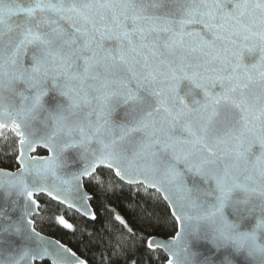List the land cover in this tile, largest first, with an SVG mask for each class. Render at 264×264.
I'll return each instance as SVG.
<instances>
[{
    "label": "snow or ice",
    "instance_id": "1",
    "mask_svg": "<svg viewBox=\"0 0 264 264\" xmlns=\"http://www.w3.org/2000/svg\"><path fill=\"white\" fill-rule=\"evenodd\" d=\"M126 188L147 198L122 214ZM37 195L103 207L91 257L37 231ZM138 249L264 264V0H0V264Z\"/></svg>",
    "mask_w": 264,
    "mask_h": 264
},
{
    "label": "trees",
    "instance_id": "2",
    "mask_svg": "<svg viewBox=\"0 0 264 264\" xmlns=\"http://www.w3.org/2000/svg\"><path fill=\"white\" fill-rule=\"evenodd\" d=\"M39 154L44 153L41 152ZM146 198L147 197L144 193L141 192L139 194H136L135 191L126 188L120 198L114 199L112 203L117 211H120L122 214H124L125 209L129 203L135 201L143 202V200ZM37 199L40 201L42 209L40 214L35 217L37 222V230L46 235L57 238L62 243L72 248L74 251H77L78 255H82L83 257H91L95 250H93V252H90L88 250L89 238L85 234L86 230L88 232L103 233L105 228L111 227L107 219L108 214L104 211L103 207H99V212L103 213V215L99 216L97 221L92 222L91 220H88L79 215L75 211L67 209L62 205H58L57 203L50 201V199L45 196H39L37 197ZM101 200H103V197H101ZM93 206L97 207L96 202H93ZM56 214H64L65 218L70 223L74 224V230L65 229L62 226L56 224L53 221V216ZM147 232L162 236L171 233V227L170 224L166 226L157 225L155 227L147 228ZM136 255L140 257L141 264H144V262H147V264H161V260L156 259L155 257L149 260L147 254L143 249H138ZM95 261L96 264H99V255L95 256Z\"/></svg>",
    "mask_w": 264,
    "mask_h": 264
},
{
    "label": "water",
    "instance_id": "3",
    "mask_svg": "<svg viewBox=\"0 0 264 264\" xmlns=\"http://www.w3.org/2000/svg\"><path fill=\"white\" fill-rule=\"evenodd\" d=\"M39 196H45V197H47L46 195H37V197H39ZM36 197V198H37ZM48 198V197H47ZM71 210H73V209H71ZM73 211H75V210H73ZM76 212V211H75ZM76 213H78V212H76ZM79 215H81L80 213H78ZM82 216V215H81ZM85 218V217H84ZM89 220V219H88ZM37 231H39V230H37ZM40 232V231H39ZM42 233V232H41ZM43 235H45L46 237H48V238H51V239H53V240H58L57 238H54V237H52V236H49V235H46V234H44V233H42ZM60 241V240H59ZM61 242V241H60ZM62 243V242H61ZM64 244V243H63ZM66 245V244H65ZM68 246V245H67ZM69 247V246H68Z\"/></svg>",
    "mask_w": 264,
    "mask_h": 264
}]
</instances>
